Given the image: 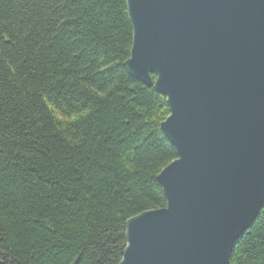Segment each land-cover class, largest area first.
I'll list each match as a JSON object with an SVG mask.
<instances>
[{"label": "trees", "instance_id": "1", "mask_svg": "<svg viewBox=\"0 0 264 264\" xmlns=\"http://www.w3.org/2000/svg\"><path fill=\"white\" fill-rule=\"evenodd\" d=\"M125 0H0V264H118L165 206V97L134 80ZM231 264H264V204Z\"/></svg>", "mask_w": 264, "mask_h": 264}, {"label": "water", "instance_id": "2", "mask_svg": "<svg viewBox=\"0 0 264 264\" xmlns=\"http://www.w3.org/2000/svg\"><path fill=\"white\" fill-rule=\"evenodd\" d=\"M123 65L165 97V206L125 222L118 264H231L264 204V0H125Z\"/></svg>", "mask_w": 264, "mask_h": 264}]
</instances>
